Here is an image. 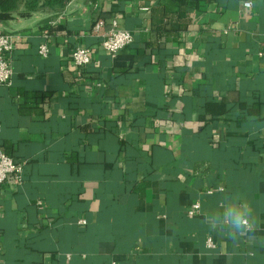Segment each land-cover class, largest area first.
<instances>
[{
	"label": "crops",
	"instance_id": "crops-1",
	"mask_svg": "<svg viewBox=\"0 0 264 264\" xmlns=\"http://www.w3.org/2000/svg\"><path fill=\"white\" fill-rule=\"evenodd\" d=\"M99 20L133 44L111 58ZM2 34L0 143L23 181L0 187V264H264V0H72ZM232 200L251 206L250 237L204 222Z\"/></svg>",
	"mask_w": 264,
	"mask_h": 264
},
{
	"label": "built area",
	"instance_id": "built-area-1",
	"mask_svg": "<svg viewBox=\"0 0 264 264\" xmlns=\"http://www.w3.org/2000/svg\"><path fill=\"white\" fill-rule=\"evenodd\" d=\"M251 2H246L245 7H251ZM106 27L104 20H99L93 27V36L99 39L102 49L111 57L115 58L122 50L131 46L134 42V36L126 30H122L117 23L113 21L109 31L103 34ZM14 36L11 34L0 35V86L10 84L13 76L12 57L15 49ZM50 50L47 44L39 47V54L46 58ZM72 64L81 70L87 69L91 64V50L88 47L77 46L72 51ZM2 127L0 125V134ZM23 181V168L16 163L4 150L0 143V187L6 183L20 185ZM207 245L214 247L211 239Z\"/></svg>",
	"mask_w": 264,
	"mask_h": 264
},
{
	"label": "trees",
	"instance_id": "trees-1",
	"mask_svg": "<svg viewBox=\"0 0 264 264\" xmlns=\"http://www.w3.org/2000/svg\"><path fill=\"white\" fill-rule=\"evenodd\" d=\"M72 0H0V23L15 18H30L38 13H46L51 17L62 14ZM177 18L186 19L184 6L180 5L174 11ZM173 16L163 7H155L152 10V31L157 36H167L169 20Z\"/></svg>",
	"mask_w": 264,
	"mask_h": 264
},
{
	"label": "clouds",
	"instance_id": "clouds-1",
	"mask_svg": "<svg viewBox=\"0 0 264 264\" xmlns=\"http://www.w3.org/2000/svg\"><path fill=\"white\" fill-rule=\"evenodd\" d=\"M222 212L205 216L204 222L209 223L215 230L217 226L227 230L233 240L237 236H251L256 231L255 221L252 218L251 206L246 201L232 200L221 205Z\"/></svg>",
	"mask_w": 264,
	"mask_h": 264
},
{
	"label": "rangeland",
	"instance_id": "rangeland-1",
	"mask_svg": "<svg viewBox=\"0 0 264 264\" xmlns=\"http://www.w3.org/2000/svg\"><path fill=\"white\" fill-rule=\"evenodd\" d=\"M38 14H43V15H45L46 13H38ZM46 15H48V14H46ZM49 16V18H51V16L50 15H48Z\"/></svg>",
	"mask_w": 264,
	"mask_h": 264
}]
</instances>
